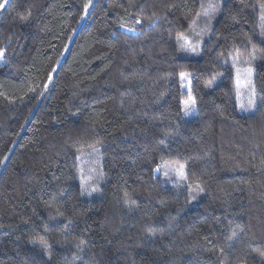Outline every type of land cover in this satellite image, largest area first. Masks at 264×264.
<instances>
[{"label": "trees", "instance_id": "trees-1", "mask_svg": "<svg viewBox=\"0 0 264 264\" xmlns=\"http://www.w3.org/2000/svg\"><path fill=\"white\" fill-rule=\"evenodd\" d=\"M199 7L8 0L0 264H264V0H223L200 56L183 57L177 37ZM250 53L255 109L239 114L233 64ZM92 149L103 175L85 197L77 165ZM162 163L183 167L184 183L163 184Z\"/></svg>", "mask_w": 264, "mask_h": 264}, {"label": "rangeland", "instance_id": "rangeland-1", "mask_svg": "<svg viewBox=\"0 0 264 264\" xmlns=\"http://www.w3.org/2000/svg\"><path fill=\"white\" fill-rule=\"evenodd\" d=\"M8 0L0 1L6 6ZM223 0H200L199 11L193 18L187 31L177 37L179 53L183 57H199L200 49L204 40L210 35L211 29L216 23L222 8ZM0 8V14L2 9ZM260 36L264 38V9L258 18ZM254 61L255 56L250 53L247 56L235 59L233 64V91L236 107L239 114H250L254 112L256 93L254 88ZM250 70V71H249ZM179 85L183 92L181 100V115L185 120L196 117L195 105L190 93V75L183 72L179 75ZM254 92V96L252 93ZM254 100L250 105L249 100ZM100 154L92 149L82 156L77 165V181L85 197H94L98 194V183L102 181L103 171L100 164ZM183 170V176L180 170ZM163 184L177 187L184 183V168L178 164L162 163L154 170Z\"/></svg>", "mask_w": 264, "mask_h": 264}, {"label": "snow or ice", "instance_id": "snow-or-ice-1", "mask_svg": "<svg viewBox=\"0 0 264 264\" xmlns=\"http://www.w3.org/2000/svg\"><path fill=\"white\" fill-rule=\"evenodd\" d=\"M2 7H4V5H3V4H0V8H2ZM87 7H88V5H85V8H86V9H87ZM249 71H250V70H249ZM252 95L254 96V92L252 93ZM193 103H194V102H193ZM249 104H250V105H253V104H254V100L250 99V100H249ZM180 175L183 176V170H182V169L180 170Z\"/></svg>", "mask_w": 264, "mask_h": 264}]
</instances>
